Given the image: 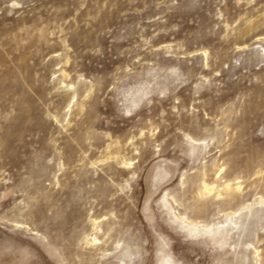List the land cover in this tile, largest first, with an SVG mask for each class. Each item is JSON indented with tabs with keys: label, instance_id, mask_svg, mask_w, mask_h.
Here are the masks:
<instances>
[{
	"label": "rangeland",
	"instance_id": "rangeland-1",
	"mask_svg": "<svg viewBox=\"0 0 264 264\" xmlns=\"http://www.w3.org/2000/svg\"><path fill=\"white\" fill-rule=\"evenodd\" d=\"M0 264H264V0H0Z\"/></svg>",
	"mask_w": 264,
	"mask_h": 264
},
{
	"label": "bare ground",
	"instance_id": "bare-ground-1",
	"mask_svg": "<svg viewBox=\"0 0 264 264\" xmlns=\"http://www.w3.org/2000/svg\"><path fill=\"white\" fill-rule=\"evenodd\" d=\"M205 187H206V190H207L208 192H212V191H211V189H210V188H208V187H209V185H208V187L205 185ZM205 187H204V188H205ZM229 187H230V186H229ZM206 190H205V191H206ZM212 190H213V189H212ZM228 190H229V189H228ZM205 191H204V192H205ZM207 191H206V192H207ZM206 192H205V193H206ZM208 192H207V193H208Z\"/></svg>",
	"mask_w": 264,
	"mask_h": 264
}]
</instances>
